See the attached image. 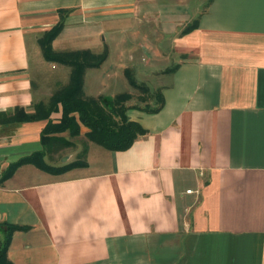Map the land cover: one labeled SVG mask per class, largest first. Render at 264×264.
I'll list each match as a JSON object with an SVG mask.
<instances>
[{
  "label": "crops",
  "instance_id": "1",
  "mask_svg": "<svg viewBox=\"0 0 264 264\" xmlns=\"http://www.w3.org/2000/svg\"><path fill=\"white\" fill-rule=\"evenodd\" d=\"M190 1L0 0V95L11 97L0 111V243L9 225L27 227L11 234L13 264H264V0ZM61 15L55 51L106 52L86 68L85 94L130 69L153 80L157 103L129 105L145 133L125 149L88 140L81 125L82 151L45 160L82 153L85 165L26 163L5 176L42 149L46 120L13 116L56 89L58 64L39 39Z\"/></svg>",
  "mask_w": 264,
  "mask_h": 264
},
{
  "label": "trees",
  "instance_id": "2",
  "mask_svg": "<svg viewBox=\"0 0 264 264\" xmlns=\"http://www.w3.org/2000/svg\"><path fill=\"white\" fill-rule=\"evenodd\" d=\"M62 26L63 17L61 15L57 24L39 39V43L45 60L69 67L68 81L55 89L47 101L36 103L33 111L27 112L24 109L15 111L14 121L45 119L46 123L40 134L42 149L11 163L4 174L5 176L10 175L17 166L26 163L54 173H61L72 167L85 165L82 153L76 160L62 166L50 165L45 160V156L71 144L64 136L59 135L60 133L67 131L69 136H76L80 133L81 125L87 128L85 136L88 140L109 150L125 149L137 136L145 133L138 122L129 120L126 115L129 108L127 101L131 98L130 93L123 92L113 97L103 95L94 97L84 93L83 76L86 68L98 67L104 61L106 52L94 54L88 49L55 51L51 46V41L60 32ZM194 26H187L183 33ZM125 74L130 85L142 92H147V87L144 84H139L134 80L130 69H126ZM161 104L160 102L154 108L147 107V110H158ZM58 110H60V117L54 121L50 115ZM8 228L9 231L0 243V264H13L6 255L11 234L15 229L27 227L9 225Z\"/></svg>",
  "mask_w": 264,
  "mask_h": 264
},
{
  "label": "rangeland",
  "instance_id": "3",
  "mask_svg": "<svg viewBox=\"0 0 264 264\" xmlns=\"http://www.w3.org/2000/svg\"><path fill=\"white\" fill-rule=\"evenodd\" d=\"M190 3H191V5H193L194 4L193 0H191ZM113 65H115L114 62L107 63L106 69L109 70L111 68V66H113ZM68 69H69V67H67L65 65L58 64L59 77H58V82L56 83V85H54L56 89L68 81V75H69V73L67 71ZM93 72H90V73H93ZM97 72H98V70H95V73H97ZM113 74L116 76L111 78V79L103 78L102 81L99 80L100 81L99 86H97V82H98L97 78L92 80L91 83H89L87 86L88 89H87V91H85L86 94L87 95H94V96L115 95V94L122 93V92H129V90L131 89L130 90L131 91L130 92L131 93V99H129L127 101L128 105H142L143 106L147 102L149 103V105H152V106L156 105V103H157L156 101L158 99L159 88L156 87V84L153 82V80L142 81V84H144L145 87H147V92H142L138 88H131V86L127 82V79H124V78H123V80H121L119 78L117 79V72H115ZM88 80H90L89 77H87V81ZM103 82L105 83L104 86L102 85ZM89 90H91V92ZM96 92H98V93H96ZM80 129H81V127H80ZM59 135L64 136L66 139H68L71 142V144L68 145V147H71V146L73 147L75 144H77V145H79V149L81 148V151H82V149L84 147V143H85L84 141H86V139L81 138V136H77V135L76 136H69L67 131L60 133ZM80 141H83L82 142L83 145L80 143ZM60 149H61V151H60ZM60 149L57 151L56 155H54V158H53L54 162H56V164H60L61 156L65 152L64 147L60 148ZM74 158L75 157H73L71 160H73Z\"/></svg>",
  "mask_w": 264,
  "mask_h": 264
},
{
  "label": "clouds",
  "instance_id": "4",
  "mask_svg": "<svg viewBox=\"0 0 264 264\" xmlns=\"http://www.w3.org/2000/svg\"><path fill=\"white\" fill-rule=\"evenodd\" d=\"M24 88H30V82L24 81L22 84ZM9 86L6 84H0V93H5ZM11 106V97L6 95H0V111H7L8 107Z\"/></svg>",
  "mask_w": 264,
  "mask_h": 264
}]
</instances>
